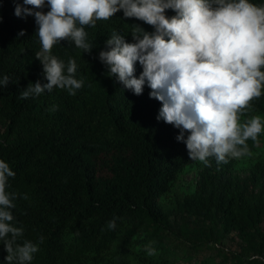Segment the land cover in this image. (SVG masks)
<instances>
[{
	"label": "trees",
	"instance_id": "trees-1",
	"mask_svg": "<svg viewBox=\"0 0 264 264\" xmlns=\"http://www.w3.org/2000/svg\"><path fill=\"white\" fill-rule=\"evenodd\" d=\"M17 5L31 7L0 0V79L10 78L0 87V160L15 173L6 191L17 194L11 211L24 229L19 242L38 245L28 264H264V161L240 177L238 159L209 158L195 191L175 196L180 176L199 162L189 157V133L177 140L182 129L157 119L162 104L150 98L147 82L136 95L99 59L113 32L132 43L134 25L148 33L153 26L122 10L85 26L90 53L68 40L52 49L66 65L76 60L75 76L83 81L76 94L54 88L21 99L29 83L48 81L35 56L41 49L35 17L16 16ZM36 10L50 8L46 2ZM142 72L137 61L135 77ZM255 115H264V90L240 123ZM263 138L264 131L246 141L249 150ZM148 246L156 255L146 254ZM7 255L0 240V264H8Z\"/></svg>",
	"mask_w": 264,
	"mask_h": 264
},
{
	"label": "clouds",
	"instance_id": "clouds-1",
	"mask_svg": "<svg viewBox=\"0 0 264 264\" xmlns=\"http://www.w3.org/2000/svg\"><path fill=\"white\" fill-rule=\"evenodd\" d=\"M46 2L49 11L36 10ZM24 4L31 7L17 5L15 15L35 17L41 43L35 56L48 83H29L21 99L54 88L75 95L83 86L75 76L76 60L70 58L66 65L52 54L54 45L68 40L90 53L94 46L87 40L85 26L95 27L97 21L122 10L124 17L143 21L155 31L134 25L132 43L113 32L106 41L110 50L99 53L108 75L136 95L142 94L147 82L150 98L162 104L157 119L182 129L177 140H184V131L189 133L185 143L191 160L208 165L212 157L219 164L251 156L246 141H255L264 124L260 116L243 124L240 117L264 90V6L249 0H24ZM169 9L176 15L167 17ZM137 61L143 66L139 78L134 75ZM9 82L5 75L0 87ZM14 176L0 160V240L8 264H28L39 249L30 240L19 242L24 229L16 226L11 211L17 194L6 191L8 179ZM107 227L114 230L116 220ZM145 251L156 255L151 246Z\"/></svg>",
	"mask_w": 264,
	"mask_h": 264
},
{
	"label": "rangeland",
	"instance_id": "rangeland-1",
	"mask_svg": "<svg viewBox=\"0 0 264 264\" xmlns=\"http://www.w3.org/2000/svg\"><path fill=\"white\" fill-rule=\"evenodd\" d=\"M255 116H260L262 124L264 123V115ZM250 152L251 156L238 159L236 174L240 175V177H244L248 174L249 168L253 163L264 161V138L257 143L256 150ZM204 166L205 164L199 161L196 165L188 167L176 183L173 194L177 196L193 193L197 186L198 173ZM171 199L172 198L168 197L165 201L169 203ZM227 243L230 244L229 242Z\"/></svg>",
	"mask_w": 264,
	"mask_h": 264
}]
</instances>
